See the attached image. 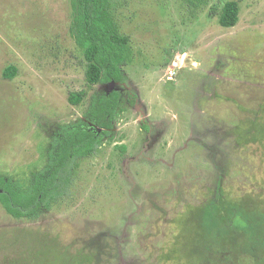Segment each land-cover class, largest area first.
<instances>
[{
    "label": "rangeland",
    "instance_id": "obj_1",
    "mask_svg": "<svg viewBox=\"0 0 264 264\" xmlns=\"http://www.w3.org/2000/svg\"><path fill=\"white\" fill-rule=\"evenodd\" d=\"M73 4L0 0V172L24 186L55 130L108 92L88 78ZM111 7L131 48L116 86L126 111L40 216L0 202V264H264V0Z\"/></svg>",
    "mask_w": 264,
    "mask_h": 264
},
{
    "label": "trees",
    "instance_id": "obj_2",
    "mask_svg": "<svg viewBox=\"0 0 264 264\" xmlns=\"http://www.w3.org/2000/svg\"><path fill=\"white\" fill-rule=\"evenodd\" d=\"M186 1L195 7L208 2ZM73 7L72 31L89 63V80L104 84L126 82L124 66L130 59L131 48L114 20L111 0H74ZM238 17V3L230 1L223 8L220 22L225 27H232L236 25ZM10 75H13V71ZM71 99L78 102L80 95L73 94ZM128 103L133 105L135 99ZM126 107V98L119 90L103 92L93 97L87 117L99 127L112 129L117 114ZM102 142V134L92 132L80 123L64 125L51 142L49 161L42 170L34 173L28 185L24 186L0 172V202L15 218H37L57 198L67 193L75 160L93 154ZM220 176L223 178L224 174ZM75 257L82 264L84 259Z\"/></svg>",
    "mask_w": 264,
    "mask_h": 264
},
{
    "label": "flooded vegetation",
    "instance_id": "obj_3",
    "mask_svg": "<svg viewBox=\"0 0 264 264\" xmlns=\"http://www.w3.org/2000/svg\"><path fill=\"white\" fill-rule=\"evenodd\" d=\"M131 99H135V103L133 104V106L135 107V106H136V102H137V97H136L135 95H133V93H129L128 101L131 100ZM125 111H126V108H125L123 111L119 112V113L117 114V116H116V119H117V117H118L121 113H123V112H125ZM87 113H88V112H87ZM87 113L85 114V119L80 118V119H78L76 122H71L70 125L73 124V123H80L83 127H87L88 130H90V131H92V132H95V133H97V134H102V135H103V142H102V144L99 146V148H100V147L105 143V140H106L107 136L110 135L111 132L114 130L116 119L113 121L114 127H113L112 129L102 128V127H99V126H98L93 120H90V119L87 117ZM143 126H145V122H144V121H143V123H142V127H143ZM61 128H62V127H61ZM61 128L55 130L54 137H56L57 133L61 130ZM100 129H101V131L98 132V130H100ZM106 131H109V132L106 133ZM97 150H98V149H97ZM213 150L219 152L220 147L215 146V147L212 148L211 151H213ZM95 152H96V151H95ZM95 152H94V153H95ZM94 153H93V154H94ZM91 155H92V154H91ZM87 156H90V155H87ZM87 156H83V157H79V158H77V159L75 160L73 166L76 165L78 159H81V158H84V157H87ZM209 156L212 157L213 159H214V157H215V156H213L212 154H210ZM48 161H49V158H48ZM212 161H213V164L215 165V167H216V169H217V165H216L215 161H214V160H212ZM222 180H223V178H221L220 173H219V176H218V179H217V183H216V192L219 190L220 185H221V183H222ZM46 210H47V209H46ZM6 211H7V210H6Z\"/></svg>",
    "mask_w": 264,
    "mask_h": 264
},
{
    "label": "water",
    "instance_id": "obj_4",
    "mask_svg": "<svg viewBox=\"0 0 264 264\" xmlns=\"http://www.w3.org/2000/svg\"><path fill=\"white\" fill-rule=\"evenodd\" d=\"M118 84H120V83H117V82H115V81H112V82H110V83H108V93H110V92H112V91H114V90H117L116 89V86L118 85ZM101 131V129L100 130H98V132H100Z\"/></svg>",
    "mask_w": 264,
    "mask_h": 264
}]
</instances>
